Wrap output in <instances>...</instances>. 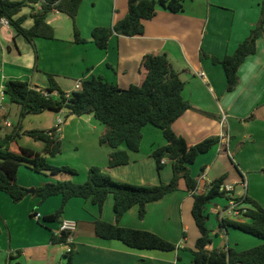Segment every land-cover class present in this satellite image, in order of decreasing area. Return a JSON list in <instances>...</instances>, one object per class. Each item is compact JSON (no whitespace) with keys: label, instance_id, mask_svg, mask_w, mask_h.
<instances>
[{"label":"crops","instance_id":"1","mask_svg":"<svg viewBox=\"0 0 264 264\" xmlns=\"http://www.w3.org/2000/svg\"><path fill=\"white\" fill-rule=\"evenodd\" d=\"M127 2L83 0L75 19L79 35L86 41L82 44L74 42L70 18L57 11L47 17V23L54 30L52 40L36 38L29 44L9 25L0 26V116L6 117L0 136L21 127L19 146L33 150L28 141L20 145L25 138L33 140L24 133L49 131L56 119H60L56 134L62 142V152L47 157V161L51 165L55 163L82 171L78 177L62 173L38 174L21 166L17 183L33 191L49 182L81 184L87 178V170L93 166L118 182L132 185L167 183L172 177L171 162L164 158V167L157 170L151 157L155 148L166 144L159 129L151 125L143 127L139 150L127 151L129 163L110 168L108 157L113 149L100 144L104 127L92 114L77 117L62 110L20 118L18 107L15 116L19 120L14 124L11 120L13 104L1 95L5 83L11 80L26 82L36 90H46L48 75L64 94L71 93L76 82L92 77H101L120 89L139 86L146 74L141 67L142 58L164 54L184 84L183 99L191 105V109L172 124L173 132L188 146L211 136L220 139L215 147L199 155L189 166L191 176L197 180L196 192L204 193L212 181L224 176L223 186L232 188V199L247 196L264 208V36L257 40L255 54L247 57L239 67V83L231 92L226 91L223 69L210 59L233 54L249 36L259 19L262 0H185L183 11L177 14L157 7L155 16L143 22L142 35H113L105 50L98 49L91 40V31L96 27H110L123 19L127 14ZM39 9L38 4L25 7L15 18L24 17L22 26L29 28L33 24L31 15ZM222 115L226 116L224 122ZM119 150L126 149L121 146ZM212 202L205 207L212 248L231 247L244 251L262 243L239 230L220 228L218 213L227 210L230 201L218 198ZM192 203L191 193L184 180H180L176 191L147 205L143 220L138 218L137 206L119 220L120 227L148 231L177 247L171 252H161L134 250L120 241L95 236V220L115 223L111 195L101 211L87 200L70 199L64 206L61 220L76 225L70 236V243L74 244L73 264H139L140 261L191 264L190 250H194L199 237L191 216ZM61 204L60 195L40 202L33 192L21 202L13 203L8 195L0 193V264H8L9 258L17 253L18 258L10 264H64L68 245L50 242L51 234H59L61 224L42 222L43 217L53 214ZM35 215H39V220Z\"/></svg>","mask_w":264,"mask_h":264},{"label":"trees","instance_id":"2","mask_svg":"<svg viewBox=\"0 0 264 264\" xmlns=\"http://www.w3.org/2000/svg\"><path fill=\"white\" fill-rule=\"evenodd\" d=\"M83 0H0V19L4 18L8 25L23 39L32 44L36 38L54 39V30L47 23L52 11H57L70 18L73 27V39L76 43H85L75 26L79 5ZM185 0H128L126 16L110 27H96L91 31V40L100 50H105L113 35L135 37L144 32L143 22L151 20L156 8L161 7L170 13L183 11ZM39 4L40 9L31 15L33 24L29 28L22 26L24 17L15 18L23 8ZM264 36V0H262L259 19L249 36L236 48L233 54L221 59L210 57L214 65L223 69L226 79V91H233L239 83L237 71L247 57L255 54L257 40ZM201 57H208L201 54ZM209 58V57H208ZM141 67L146 74L141 85H131L120 89L101 77L81 81L79 91L71 92L68 97L60 91L51 75H48L49 86L46 90L37 91L26 82L11 80L4 86L3 95L20 108V118L27 114H40L44 111L58 113L68 111L77 117L92 114L104 127L99 142L113 149L108 157V166L115 168L129 163L127 151L137 152L142 139V128L151 125L161 131L166 144L155 148L151 157L155 160L157 170L164 167L162 160L171 162L172 177L167 183L158 185H132L113 180L99 167H90L85 182L76 184L71 181L45 183L35 189V197L41 201L60 195L62 204L53 214L43 217V223L57 222L62 224L63 210L72 198H81L97 206L101 211L109 195L113 198L115 223L97 219L93 222V231L102 240H116L134 250H155L171 252L176 245L148 231L123 228L118 225L122 216L132 207H138V218L143 220L148 204L161 200L167 194L178 189L180 180H184L187 191L192 193L193 203L191 216L199 232L195 242L191 264H264V208L247 196L232 199L222 190L224 176L212 181L204 193L195 190L197 180L191 176L189 166L194 164L199 155L206 154L219 143L218 136H211L200 143L188 146L182 137L172 130V124L191 105L181 95L183 82L178 73L171 67L166 55H145ZM42 91L48 95L42 94ZM57 92L58 95H51ZM6 117L0 116V130ZM22 129L0 136V193L9 196L13 203L21 202L26 196L24 187L17 183L19 167L24 166L35 173L51 175L76 172L66 166L56 167L48 163L47 157H55L62 152V142L54 130L27 131L24 134L35 141L43 143L41 153L19 146L18 139ZM124 146L126 150H119ZM224 198L228 201L243 202L247 208L242 218H223L219 227H228L256 237L262 243L256 247L237 251L231 247L212 248L211 232L208 230L205 207L214 199ZM70 232L51 234L52 244H67L70 252L64 264H73L74 244L68 242ZM19 253L10 257L8 264L17 259ZM18 264V263H16ZM139 264H146L140 261Z\"/></svg>","mask_w":264,"mask_h":264},{"label":"built area","instance_id":"3","mask_svg":"<svg viewBox=\"0 0 264 264\" xmlns=\"http://www.w3.org/2000/svg\"><path fill=\"white\" fill-rule=\"evenodd\" d=\"M0 26H8V22L4 18H1L0 19ZM200 76H204V75L202 73H200ZM80 88H81V82L78 81V82L75 83L72 92L79 91ZM37 91H40V90L37 89ZM42 94L45 95V96L48 95L44 91H42ZM69 94L70 93L65 94V97H68ZM1 95H2V97H4L3 93ZM51 95L57 97L58 93L57 92H53ZM225 118H226V116L225 115H222V122H224ZM60 125H61V120L60 119H56V122H55L54 127L52 129H50V130H54L55 133H58L59 132V129H60ZM162 163H163V160H162ZM245 186H246V184L243 181L242 182V187L245 188ZM231 189L232 188L229 187V186H227V187L222 186V190H224L227 193H230L231 192ZM196 190H197V187H196ZM191 195H192V193H191ZM229 196H230V194H229ZM246 208H247V206L243 202L237 201V200H231L230 201V204H229V208L227 210H225V211H220L218 213L219 219L220 220L223 219V218H230V219H233V220L240 219V218L243 217V215H244V213L246 211ZM34 217H35L36 220H39V218H40L39 215H35ZM75 230H76V225L74 223L64 222V223L61 224V227L59 229V234L61 232H63V231L72 233ZM68 242L70 243V237L68 238ZM65 245H67V244H65ZM70 250H71L70 249V246L68 245V247H66L65 255L68 254L70 252Z\"/></svg>","mask_w":264,"mask_h":264},{"label":"rangeland","instance_id":"4","mask_svg":"<svg viewBox=\"0 0 264 264\" xmlns=\"http://www.w3.org/2000/svg\"><path fill=\"white\" fill-rule=\"evenodd\" d=\"M12 108H13V112H12V115H11V120H12V122L14 123V124H16L17 123V121L19 120V118H18V116H15V111H17V109H18V106H16V105H12ZM42 113H44L43 115H48V113H49V111H44V112H42ZM40 115H42V114H40ZM35 116V115H34ZM33 117V116H32ZM6 131V130H5ZM24 141H28L29 142V144H28V146H31V148L35 151V152H38V153H41V151H42V149H43V143L42 142H40V141H36V142H33V140H31V139H24V140H22L21 142H20V145H24L25 143H24ZM53 166H56V167H62V166H64V165H57V164H55V163H53L52 164ZM67 167V166H66ZM70 168V167H69ZM75 172H76V175H77V177H78V175L80 176V174H81V170L80 169H78L77 168V170L76 169H73ZM88 171V170H87ZM222 199V198H221ZM215 201V199L213 200V202ZM212 202V203H213ZM211 203V204H212ZM228 228H230V227H228ZM239 232H241V231H239ZM242 234H244L243 232H241ZM245 235H247V234H245ZM249 236V235H248ZM250 237H253V236H251L250 235ZM255 239V238H254Z\"/></svg>","mask_w":264,"mask_h":264},{"label":"water","instance_id":"5","mask_svg":"<svg viewBox=\"0 0 264 264\" xmlns=\"http://www.w3.org/2000/svg\"><path fill=\"white\" fill-rule=\"evenodd\" d=\"M33 192H34V191L30 189V190H27V191H26V194H33Z\"/></svg>","mask_w":264,"mask_h":264}]
</instances>
